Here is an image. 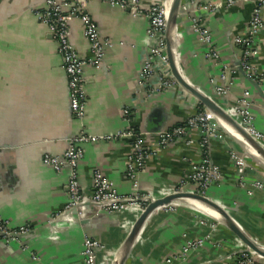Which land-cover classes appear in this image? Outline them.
I'll return each mask as SVG.
<instances>
[{
	"label": "crops",
	"instance_id": "obj_1",
	"mask_svg": "<svg viewBox=\"0 0 264 264\" xmlns=\"http://www.w3.org/2000/svg\"><path fill=\"white\" fill-rule=\"evenodd\" d=\"M153 1L140 0L138 13L107 0L87 1V11L109 43L99 66L83 64L85 110L75 118L57 43L35 13L45 0H0V217L12 230L28 226L25 232L0 237V264H86L81 251L85 236L101 244L96 250L98 264L114 263L142 210L126 206L108 211L85 202L57 217L68 199L69 170H56L41 160L44 153L61 154L67 137L81 128L95 138L81 143L83 155L76 168L85 194L91 193L95 168L123 194L152 192L159 197L173 188L197 191L196 182L188 177L207 157L218 175L203 194L264 245L260 158L215 120V134L205 144L198 129L164 146L158 143L160 130L208 108L176 78L160 89L141 83L140 69L151 42L146 9ZM256 2L180 0L174 49L186 79L233 118H242L238 108L244 105L238 101L246 100L252 124L264 141V80L257 77L264 75V28L252 42L253 72L241 67L244 43L234 39L246 36ZM193 16L208 28L217 57L206 54L207 45L191 26ZM261 16L264 21V5ZM69 37L81 56L88 55V40L77 17L69 21ZM219 85L226 87L225 93L216 92ZM124 129L140 132L147 150L135 183L125 165L133 135L120 134ZM239 157L242 165L236 162ZM246 247L221 219L189 202L172 200L147 216L122 264H228ZM257 257L264 261V256Z\"/></svg>",
	"mask_w": 264,
	"mask_h": 264
},
{
	"label": "built area",
	"instance_id": "obj_2",
	"mask_svg": "<svg viewBox=\"0 0 264 264\" xmlns=\"http://www.w3.org/2000/svg\"><path fill=\"white\" fill-rule=\"evenodd\" d=\"M87 1L45 0L46 5L42 9L35 11L36 15L45 22L49 33L57 43V50L61 57V65L67 79L71 113L75 118H81L85 110L86 97L83 89L85 81L83 64L90 63L94 66H99L103 60L104 48L109 43L101 37L95 21L87 11ZM107 1L111 4L129 7L134 13H138L141 10L140 0ZM232 1L228 0V2ZM256 1L248 23L246 36L236 35L234 37L235 41L244 43L240 65L247 72H253L251 61L253 52L252 42L255 35L264 28V21L261 16V8L264 5V0ZM146 10L148 15L147 33L151 42L149 45V56L144 59L140 69V78L142 84H151L152 89H160L175 81V77L170 71L166 52V15L164 14L161 0L149 3ZM74 17L79 19L82 33L88 40L89 53L86 56H81L78 53L69 37V21ZM191 26L197 33L200 41L207 45L206 54L217 57V52L211 45V34L208 28L201 22L200 18L193 16L191 18ZM153 77H157V82L154 84L151 82ZM257 77L260 80H264L263 74H259ZM216 92L218 94L225 93L226 87L219 85L216 87ZM238 102L244 105V107L238 108V112H241L242 117H244V123L249 125L248 128L254 136L262 138V132L252 124V116L245 107L246 100L240 98ZM124 112L127 113L128 109L124 108ZM215 124L213 114L208 109L197 110L183 122L160 130L158 133V143L164 146L173 141L177 136L183 135L191 129H198L202 133L201 143L205 144L209 136L215 134ZM119 133H130L133 135L128 155L125 159V165L127 176L135 183L137 173L144 166L147 150L143 144L140 132L124 129ZM94 139L93 136H90L81 128L77 133L67 137V146L61 154L44 153L42 155L41 160L45 164L52 166L56 170L63 167H67L69 170L67 180L68 199L64 208L56 214L57 217L72 213L73 209L82 207L85 202L93 204L98 209L108 211L120 210L126 206H135L142 210L152 199L157 198L152 192L136 191L130 194L120 193L113 187L109 178L97 168L92 171L91 193L89 195L85 194L79 183L76 168L79 159L83 155L81 143ZM236 162L239 165L244 163L241 157L237 158ZM217 175L218 170L216 166L211 163L209 158L205 157L199 164L194 166L188 178L196 182L199 188L197 192L203 194V190ZM176 190H181V188H173L170 192ZM27 230V225H20L18 229L12 230L9 228L7 220L0 217V237L2 238H8L17 232L20 233ZM201 241L199 239L194 243L197 244ZM100 245L97 238L91 236H85L83 238L81 251L86 264H98L96 261V250ZM257 256H260V254L252 248H242L237 252L235 260L228 264H264V261Z\"/></svg>",
	"mask_w": 264,
	"mask_h": 264
},
{
	"label": "water",
	"instance_id": "obj_3",
	"mask_svg": "<svg viewBox=\"0 0 264 264\" xmlns=\"http://www.w3.org/2000/svg\"><path fill=\"white\" fill-rule=\"evenodd\" d=\"M179 2L180 0H171L169 12L166 16V23H165L166 52H167L170 70L173 76L180 84H182L191 93H193L209 110L214 111L215 113L223 116L229 123H231V125L237 128L239 132H241V134L250 142V144L253 145L257 149V151L264 156V146L261 145L251 134H249L235 118L230 116L220 104H218L212 97L201 91L197 86L189 82L182 73L179 64L177 62L175 49H174V36L176 33V16L178 12ZM177 198H193L215 208L223 217V220L221 221L226 226H228L233 232H235L255 252L264 256V245L260 244V242H258L256 239L251 237L249 234H247L222 205H220L218 202H216L215 200L211 199L210 197L204 194L195 191L181 189V190L169 192L165 195L152 199L145 206V208L142 209L141 213L133 223L129 233L127 234L123 242V245L121 247L122 253L119 259L113 264H122L125 255L129 251V248L135 236L137 235V232L139 231V229L141 228L145 219L151 213V211H153V209H155L159 205L168 203Z\"/></svg>",
	"mask_w": 264,
	"mask_h": 264
},
{
	"label": "bare ground",
	"instance_id": "obj_4",
	"mask_svg": "<svg viewBox=\"0 0 264 264\" xmlns=\"http://www.w3.org/2000/svg\"><path fill=\"white\" fill-rule=\"evenodd\" d=\"M170 3H171V0H165L164 5H165L166 13H165V10H164V6H163V11H164V14L166 16H167V14L169 12ZM162 5H163V3H162ZM211 113L218 118L220 123L224 124L223 121L226 122L227 125L229 126V130H231L235 134V137L246 148V150H248L249 152H251L255 156L258 155L257 157L261 158V160L264 162V156L261 153H259L257 151V149L253 145L250 144V142L241 134V132H239V130L237 128H235L233 125H231V123H229L223 116L215 113L214 111H211ZM225 128H227V127L225 126ZM175 200L189 202V203H191V204H193L195 206H198L199 208H202L204 211L212 214L213 216H216L217 218L223 220V217L221 216V214L215 208H213L210 205H208L206 203H203V202H201L199 200H196V199H193V198H177ZM121 253H122V249H120L119 252L117 253L114 262H116L119 259Z\"/></svg>",
	"mask_w": 264,
	"mask_h": 264
},
{
	"label": "rangeland",
	"instance_id": "obj_5",
	"mask_svg": "<svg viewBox=\"0 0 264 264\" xmlns=\"http://www.w3.org/2000/svg\"><path fill=\"white\" fill-rule=\"evenodd\" d=\"M163 3V2H162ZM163 6H164V10H165V13H166V9H165V5H164V3H163ZM225 109V108H224ZM209 110V109H208ZM226 110V109H225ZM210 112H211V110H209ZM227 111V110H226ZM227 113L230 115V116H233L229 111H227ZM236 119V118H235ZM213 120H215L216 122H218L219 120H218V118L216 117V116H214L213 115ZM238 122H239V124L249 133V134H251L261 145H263L264 146V141L262 140V138L261 137H258V136H254L252 133H251V131L249 130V125H247L246 123H244V117H242V118H240V119H236ZM223 123H224V125L227 127V129L229 130V126L227 125V123L226 122H224L223 121ZM232 134H234L231 130H229ZM235 135V134H234ZM258 156V155H257ZM261 159V158H260ZM195 192H197V191H195ZM144 208H145V206H144Z\"/></svg>",
	"mask_w": 264,
	"mask_h": 264
}]
</instances>
